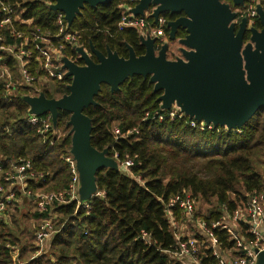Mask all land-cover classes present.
<instances>
[{
	"label": "trees",
	"instance_id": "16d2710c",
	"mask_svg": "<svg viewBox=\"0 0 264 264\" xmlns=\"http://www.w3.org/2000/svg\"><path fill=\"white\" fill-rule=\"evenodd\" d=\"M26 1V17L34 20L35 29L56 30L57 14L51 9L54 0ZM127 1L112 0L97 8L86 5L71 25V32L78 34V43L87 49L92 45L104 55L111 50L124 59L130 57L129 48L137 57L144 56L146 48L138 32L118 27L124 12L121 6ZM221 2L229 3L234 11L245 9L234 6L231 0ZM261 5L264 9V0ZM166 16L175 21L184 15ZM253 27L262 30L258 19ZM186 35L180 29L177 38ZM65 54L75 56L72 51ZM150 79L136 75L117 91L103 84L94 98L96 104L83 111L91 120L93 148L99 152L107 150L108 157L120 164L131 161L129 174L103 168L96 175L99 195L89 201V210L79 208L77 202L54 209L58 233L52 239L51 252L45 251L42 256L35 257L36 232L28 220L45 219L49 214L41 215L35 210L28 216L15 207L9 221L0 223V264H181L172 253L186 238L177 239L169 213L181 227L187 219L178 206L169 208L168 204L187 195L208 207L206 212H196L194 222L190 223V228L196 230L194 238L200 243L199 264L219 263L205 243L207 238L198 230V221L213 232L221 253L239 254L226 228V216L244 209L255 194L264 193V174L255 166V160L264 157V108L240 130L200 131L191 127L188 119L167 118L160 101L163 91L156 92ZM72 82L73 78L66 76L47 87L53 85L55 95L68 96ZM45 94L49 99L55 96L49 90ZM28 112L29 106L21 98L13 104L6 103L0 84V158L6 159L2 166L10 171L22 159L43 174V181L29 184L35 201L38 193L69 189L72 175L63 158L70 155L72 136L62 134L59 139L52 138V144L49 135L40 136L37 128L24 122ZM71 115L59 110L56 127L62 133L70 129ZM262 166L264 171V163ZM237 227L235 230L246 240H255L247 226Z\"/></svg>",
	"mask_w": 264,
	"mask_h": 264
},
{
	"label": "water",
	"instance_id": "95a60500",
	"mask_svg": "<svg viewBox=\"0 0 264 264\" xmlns=\"http://www.w3.org/2000/svg\"><path fill=\"white\" fill-rule=\"evenodd\" d=\"M112 0H54L53 11L65 14L70 25L82 14L86 5L97 8ZM234 6H245L246 0H233ZM152 17L155 22L160 15L183 14L184 16L168 24L169 38L174 41L180 29L186 31L183 43L195 49L186 56L189 63L168 61L164 54L155 56V41L141 40L146 54L137 57L129 48V59L120 58L111 50L106 58L98 52V62L94 63L84 53L86 67L68 65L72 71L68 76L73 78L69 86L70 95L61 102L47 100L43 95L39 99L26 97L25 102L38 115L50 113L56 124L59 110L72 113L69 125L73 126V150L77 169L80 175V202H88L97 196L96 175L103 168L119 170V165L108 157V151L99 152L91 144V120L83 114L85 108L95 105L94 98L101 91L103 84L109 85L112 91L129 78L136 75L150 76L155 91H163L160 98L162 109H169L174 101L183 112L197 122L204 121L216 128L228 131L242 129L253 116L264 108V9L258 7L259 21L262 30L248 29V22L234 26L231 24L237 17L229 4L221 0H140L133 9L137 16L145 15L152 5ZM209 20L207 22L206 20ZM251 32L252 39L260 45V58L257 63L243 64L241 47L246 34ZM75 70V72H73ZM73 75V76H72ZM41 104V106H37ZM81 150V152H80ZM85 151L87 154H85ZM89 154V155H88ZM93 155L101 157V164L92 172L91 183L86 184L83 176L82 159L90 160ZM257 264H264V250L259 253Z\"/></svg>",
	"mask_w": 264,
	"mask_h": 264
},
{
	"label": "built area",
	"instance_id": "2783aa9c",
	"mask_svg": "<svg viewBox=\"0 0 264 264\" xmlns=\"http://www.w3.org/2000/svg\"><path fill=\"white\" fill-rule=\"evenodd\" d=\"M139 0H128L129 3H136ZM28 1L26 0H0V84L4 91V101L7 104H13L20 98L25 101V93L44 95L48 91V85L53 81H63L66 74L63 70V60L66 51L77 53L79 49L78 34L71 32V25L63 12L57 11L56 30L42 31L35 29L34 20L26 17ZM244 14L249 19V24L254 26L258 19V7L261 0H246ZM129 4L121 6L124 11L122 19L118 25L119 29L134 28L140 39L154 40L156 45L161 46L167 42L169 32L168 24L171 22L166 15H160L157 22L152 17L154 9L145 12V15L137 16ZM169 30V29H168ZM83 50L85 47L82 45ZM26 90V91H24ZM167 112V118L171 120L182 119V115L174 114L173 111ZM163 116L159 117L163 120ZM24 122L34 128L37 133L52 140L61 137L57 131L52 118L49 114L38 115L29 112ZM200 123V124H199ZM191 126L197 128L199 124L203 131L214 130L216 127L207 125L204 121L197 122L190 120ZM224 130L228 131L226 128ZM115 133L120 135L119 130ZM53 138V139H52ZM64 161L70 166L72 181L69 189L61 193L36 194L34 200L37 205L38 213L41 215L49 214L47 218L42 219V224L37 232L36 239L38 247L44 244L50 238H54L58 231L55 230L58 224V218L54 209L58 206L77 202L79 208L89 210V201L80 202V175L77 164L71 155L64 156ZM5 158H0V223L8 222L12 211L19 206V201L28 200L34 202L29 184L32 182H41L44 180L43 174H38L32 168L29 161L18 160L10 171H5L2 162ZM133 163L131 161L119 164V170L129 174V168ZM131 176V175H129ZM140 181V178H137ZM99 194H97L98 196ZM195 201L190 195L186 198L172 199L168 207H179L182 215L187 219V224L194 222L196 215ZM197 204V203H196ZM15 205V206H14ZM14 206V208H13ZM171 225L177 229V239L186 238L181 241L178 250L172 253L173 258L181 264H199L198 254L200 252V243L190 236H179V225L172 213H169ZM226 222L232 239L236 242V248L239 251L237 256L221 253L220 243L213 232L209 230L205 223L198 221L196 226L198 230L208 239V246L213 250L214 256L219 264H257L259 253L264 250V193L255 194L251 197L244 209L237 210L233 215L226 216ZM244 224L249 228V232L254 236V241L246 240L243 235L237 232V225ZM147 240V237H144ZM202 246V245H201ZM40 248H38L39 250Z\"/></svg>",
	"mask_w": 264,
	"mask_h": 264
},
{
	"label": "rangeland",
	"instance_id": "374dc122",
	"mask_svg": "<svg viewBox=\"0 0 264 264\" xmlns=\"http://www.w3.org/2000/svg\"><path fill=\"white\" fill-rule=\"evenodd\" d=\"M140 3V0L137 1L136 3H129L127 1V4L128 7H130L131 9H135ZM231 3L234 5V1L231 0ZM222 4H229V3H226V2H222ZM56 5V2H54L52 6ZM126 5V4H125ZM230 5V4H229ZM123 6V5H122ZM159 5L158 4H155V5H152L151 9H156ZM231 6V5H230ZM245 6H246V2H245ZM245 6H240V7H245ZM232 7V6H231ZM233 10V9H232ZM233 12L237 13V17L233 20V22L231 24H233L234 26H240L242 24L245 23V21L248 22V26L247 28L248 29H251L253 28V26H251L249 24V19L248 17L243 13L244 11L241 10L240 12L238 10L234 11ZM259 18V17H258ZM259 20V19H258ZM207 22H209V20L207 19L206 20ZM252 36L253 34L251 32H249L248 30V33L246 34V38L247 40L245 41V43L242 45L241 47V56L243 58V64L244 66H246L248 63H257L259 61V58H260V54H261V50H260V45L258 44V41L257 39H252ZM186 37V36H185ZM185 37L184 38H176L174 41L170 40V38H168L167 42H165L164 44H162L161 46L158 47H154V50H155V56L156 57H159L161 54H164L167 58L168 61H172V62H178V61H183L184 63H189L190 60H188L186 58V56L190 53H193L195 51V49L189 47L188 45H186L185 43H183V40H185ZM80 44V43H79ZM92 46V45H91ZM82 47V45H79V49L77 51V53H75V56L70 58V57H67L65 56L64 59H67L69 62L67 63L68 65H70L71 63L76 65L77 67H86L87 64H86V61L84 60V53H81L80 52V48ZM92 47H90V49H87L85 48L83 51L86 53L87 57L89 59H91L94 63L98 62V52L96 51L95 53L92 51L91 49ZM106 58H108V55L105 56ZM96 58V59H95ZM79 61H82L83 64H79L78 62ZM65 63H64V60H63V70L66 74V76H68V74H70V72L72 71L71 69H68L65 67ZM73 72H75V70H73ZM73 76V75H72ZM49 94L50 95H55L54 93V88H53V85L49 88ZM26 97H29V98H33V99H39L41 97L40 94H33L31 93V95L28 93V94H25ZM47 100L49 101H53V102H61L63 100H65V96H59V95H55L53 98L49 99L46 94L43 95ZM177 101H174V103L171 105V107L169 109H164L165 111H173L175 112L174 114H179V115H182L185 119H188L189 120V124H190V120H193V119H190V117L188 115H186L185 112H183L182 108L179 107L177 105ZM30 110H32V107L30 105H28ZM37 106H41V104H37ZM51 118H52V121H53V117L50 113H48ZM182 118V119H184ZM71 120V118H70ZM70 122V121H69ZM69 122H68V126L70 127V129L64 133H62L59 129H57V123L55 124L54 121V126L56 127V129L61 133V135L63 134H68V135H71L72 136V139H73V133H72V129H73V126L72 125H69ZM200 124V123H199ZM197 125V130H200V131H203L201 129V126L200 125ZM191 126V124H190ZM193 127V126H191ZM195 128V127H193ZM207 131V130H206ZM72 145V148L70 149L69 153L71 155V157L75 160L76 157L75 155L72 153V150H73V144ZM81 152V150H80ZM85 154L86 151H85ZM89 155V154H88ZM101 157L102 155H99V156H96V155H93L92 158L90 160H84L82 158H80L82 160V167H83V176H84V180L86 182V184H90L91 183V179H92V172L93 170L96 168V166L100 165L101 164ZM110 158V157H109ZM111 160L115 161L118 165L120 164L117 159L115 158H110ZM76 162V160H75ZM263 163H264V157L261 158V159H256L255 160V166L257 167V171L259 173H261L262 175L264 174V171H263ZM77 164V162H76ZM45 194V193H44ZM31 204H35V205H31ZM15 206V205H14ZM13 206V208H14ZM19 206H21L20 208V213H24L25 212V215H28V216H31L33 215L32 212H36L35 210L38 211L37 209V205H36V202H30L28 200H21L19 201ZM195 208H196V212H206L207 211V206L205 205H202V203H195ZM13 212V211H12ZM30 214V215H29ZM42 219L40 220H35V218L33 219V217H31L29 220H28V225H31V228L36 232V235H37V230H39L41 224H42ZM195 229L192 230L190 228V224H185V226H180L179 227V231H178V234L179 236H190L191 238L194 239L195 237ZM205 239V237H204ZM27 241V240H25ZM37 239L35 238V241H34V246L36 248V253H35V257H38V256H42L44 254L45 251L47 252H51V243H52V238H50L49 240H47L44 244H42L40 247H38V245L36 246L37 244ZM208 240L205 239V243L208 244ZM39 243V242H38ZM38 248H40L38 250Z\"/></svg>",
	"mask_w": 264,
	"mask_h": 264
},
{
	"label": "crops",
	"instance_id": "0c3cea01",
	"mask_svg": "<svg viewBox=\"0 0 264 264\" xmlns=\"http://www.w3.org/2000/svg\"><path fill=\"white\" fill-rule=\"evenodd\" d=\"M189 264H191V263H189Z\"/></svg>",
	"mask_w": 264,
	"mask_h": 264
}]
</instances>
